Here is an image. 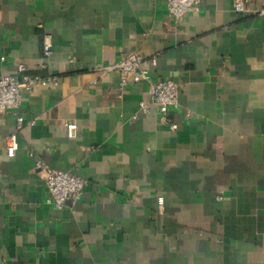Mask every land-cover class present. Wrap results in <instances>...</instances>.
Masks as SVG:
<instances>
[{
	"label": "crops",
	"instance_id": "1",
	"mask_svg": "<svg viewBox=\"0 0 264 264\" xmlns=\"http://www.w3.org/2000/svg\"><path fill=\"white\" fill-rule=\"evenodd\" d=\"M234 4L176 21L167 0H0V74L59 77L0 113V264H264V15ZM131 50L180 84L177 129L150 81L103 72ZM37 157L83 195L48 202Z\"/></svg>",
	"mask_w": 264,
	"mask_h": 264
},
{
	"label": "built area",
	"instance_id": "2",
	"mask_svg": "<svg viewBox=\"0 0 264 264\" xmlns=\"http://www.w3.org/2000/svg\"><path fill=\"white\" fill-rule=\"evenodd\" d=\"M202 0H167V8L176 21H181L189 11H198ZM254 0H235L234 9L240 13L257 12L264 15V0H261L259 9H253ZM52 43L46 41L43 46L44 58L52 53ZM158 56H146L140 50H131L120 60L102 67L104 73L112 70L120 72V89L125 90L130 82L142 80L150 81L151 95L157 104L161 119L167 122L171 128L177 129L179 124L173 119L172 107L180 103L181 87L174 78H159L152 80L149 64L157 65ZM57 75L43 76L27 71L25 64H20L17 72L0 74V113L17 111L23 103V90L32 91L47 83H58ZM143 109H148V103H141ZM35 121L32 120L31 123ZM23 126V119L19 117L17 131L11 134V143L7 146V152L14 156L18 148V130ZM79 125L75 121L68 123V135L76 137ZM34 155V151H31ZM37 168L44 174L48 188V202L62 207L69 200L79 199L84 192L87 179L72 170L56 168L46 163L41 157L36 158ZM220 197H222L220 195Z\"/></svg>",
	"mask_w": 264,
	"mask_h": 264
}]
</instances>
